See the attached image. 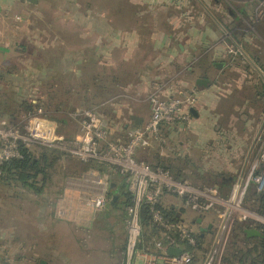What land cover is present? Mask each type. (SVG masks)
<instances>
[{"label": "rangeland", "instance_id": "1", "mask_svg": "<svg viewBox=\"0 0 264 264\" xmlns=\"http://www.w3.org/2000/svg\"><path fill=\"white\" fill-rule=\"evenodd\" d=\"M149 1L151 0H51L45 6L35 8L27 17L30 21L28 28L18 29L19 26H23V23H19L18 26L16 24L15 29L20 32L0 38L7 43L6 52L0 51V73L10 72L6 78H0V98L11 99L15 97L16 91L18 95L20 93L22 95L28 90V99L31 102L36 101V105L43 108L45 116L57 123L60 133L67 139H74L81 134L80 118L85 110L97 108L105 126L110 128L109 140H116L123 138L119 137V134L124 133L129 137L135 130H138L135 128L137 126V123L134 122L135 119L131 117L133 114L129 111L133 105L140 106L138 113L144 120L143 123L146 124L150 120L152 115L150 97L152 95L166 99L163 91L168 90V94L174 95L172 98H179L183 93L196 91L197 96L194 104L196 106L198 104V89L195 81L198 77L208 75L217 85L222 84L223 77L217 75L218 70L214 66V51L219 47H226L229 54L236 51L232 41L236 38L229 29L225 32L222 31L216 42L207 39L200 41L197 34L194 33V37L191 39L181 41L187 54H183L176 47L174 55H157L156 59L151 60L148 63L152 66L150 70L152 79L150 80H156V84L164 85L162 90H156V84L152 88L150 86L136 88L135 74L145 68V60H142V56H138L139 59L131 65L134 68L132 72L135 77L132 75L131 90L122 89V91H126L125 94L115 92L111 82L118 80L123 73V68L129 67L128 64L125 66L118 61L113 67L114 69L103 68L99 64L101 60L98 62L99 58L96 57L94 62L88 60L89 62L83 65L84 69L81 72H71L70 70L74 65L76 52H85L96 45V39H92L87 34L88 30L84 20L86 15L109 16L113 20L114 27L121 26L136 30L153 29L155 27L153 17L158 15V22H162L168 17L176 19L178 25L174 24V28L183 31L192 27L197 29L201 18L205 20L206 24L218 17L214 8L215 0H183L182 4L178 3L177 5L180 10L174 12L173 16H168L169 11L163 7L164 1L166 4L168 0H157L158 4L153 7L151 12L149 3H147ZM171 1L169 0V2ZM224 1L233 3V0H219L223 7L220 12L228 15V11L234 9L229 5L226 6ZM202 3L204 7L201 5ZM232 6L234 5L232 4ZM159 9L164 11L160 12ZM149 16L152 17V20L148 18ZM123 18L124 21L120 23V19ZM158 22L156 27L162 28ZM163 25L165 24L163 23ZM166 26L161 29L162 32L171 33V30H167ZM94 27V31L104 28L101 23L95 24ZM255 28L257 27L252 24L249 27L248 25L242 27L246 31L245 33L249 31L247 34H252V29ZM9 41L12 44H9ZM238 44L243 48L246 47L240 41ZM238 54L240 53L238 52ZM228 55L225 56L227 64L231 61L237 62L234 58L230 61L229 56L231 55ZM153 57L155 58V56L151 58ZM155 60H159V63L162 60V63L156 62V65L153 66ZM208 66L211 67L204 72ZM52 70L54 73H50ZM41 71L44 75L38 77ZM226 74L228 76V73ZM102 84H104L103 87ZM17 86H24V88L19 87V89ZM253 92L250 88L246 91L250 98H252ZM118 96H121L120 103L116 101L117 103L113 105L114 102H109ZM221 100L219 99L216 105L210 102V111L203 115L200 121L191 116L188 121H177L164 125L160 131V137L164 142L151 137L149 139L151 146L137 154L139 161L150 166L155 164V159L159 156L172 166L170 170L185 174L186 179L197 188L217 190L221 199L233 201L230 204L231 208L215 206L212 210L200 214L193 211L187 202L178 196L174 194L164 196L162 200L164 206L176 207L179 219L185 220L196 235L201 234V226L213 225L212 229L204 234L203 243L200 244L201 247L199 246L201 249L195 250L194 264H226L224 258H227L230 252L236 251L233 250L234 241L238 240L237 245L239 248H243L244 242L239 230L240 226H249L259 230L264 227V215L261 213L262 202L257 200V196L264 193V188L261 189L249 182L240 203L241 209L238 208L239 201L236 202L233 198L235 187L240 185L238 184L239 179L243 178L244 182L249 179L253 165L249 162L245 166L244 161L246 155L249 154L255 136L248 137L244 134V136H240L241 139H244L241 141L243 144L241 152H236L229 147L235 146L237 142L233 136L229 137L231 128L234 126L238 133H243V127L240 122L236 123L231 119L230 115L234 113L235 106L230 105L229 102L225 105ZM251 105L249 107H253ZM214 108H216L215 112ZM107 110L110 114L103 115L102 113L108 112ZM134 110L135 107L132 108V111ZM22 112L17 111V116H22ZM113 113H116V116ZM219 130H225L224 132L228 134L227 136L222 135L225 142L220 145L218 142L212 141L214 139L212 132ZM128 137L123 140L126 142ZM262 137L264 138V135ZM258 146L251 150L249 157L251 162L260 158L263 153L262 151L257 156L260 153ZM44 147L46 146H37L32 149L31 153L35 159L41 158ZM56 156L58 158L47 169L46 175L42 174L38 178L39 186H43V191L40 194L23 187L19 182L6 183L0 180V219H5L7 213L9 216L14 215V220L18 219L17 227L20 229L22 210L29 209L30 214H34L35 222L41 212L42 219H44L42 227H45L47 222L51 221L49 219L53 209L59 207L64 214L59 216L62 220L57 222L59 224L57 230L62 234L61 248L66 250V258L74 259L77 264H128L126 252L122 249L124 238H126V228L124 225V230L122 229L123 226L119 225L117 218L124 212L114 211L110 205H107L102 211L91 210L86 208L80 200L82 189L76 186L78 181H82L90 169L97 168L93 166L92 162L85 164L73 160L60 150ZM236 161L239 162V165L235 163ZM222 176L226 178L232 176L235 179L227 197L217 187ZM251 189H255L257 194L254 195ZM112 192L114 193L115 190ZM111 202L110 198L109 203L111 204ZM227 210L232 211L228 217L230 234L223 236L221 229L224 219L220 216L224 215ZM76 212H80V215L77 216ZM106 214L112 215L108 221L103 218ZM202 216H204V222L199 225L196 221ZM35 222H33V226L36 227ZM1 223L3 225L0 224V228L5 225V222ZM3 233L6 232L3 231ZM46 233V231L42 232L43 235ZM34 235H37V232H34ZM219 235L222 236L219 238ZM41 249L42 253L40 254L44 255L48 264H58L59 259H63V255H60L62 253L54 254V249ZM20 253L21 247L1 245L0 264H24L25 261L16 260ZM53 255H57L59 259Z\"/></svg>", "mask_w": 264, "mask_h": 264}, {"label": "crops", "instance_id": "2", "mask_svg": "<svg viewBox=\"0 0 264 264\" xmlns=\"http://www.w3.org/2000/svg\"><path fill=\"white\" fill-rule=\"evenodd\" d=\"M50 1L51 0H39L38 3L35 4L28 2V0H0V38L3 36L5 38V36L12 34L15 35L17 32H20L15 29L19 23H23V26H19L18 29L28 28L30 21L27 17L30 16V12L42 5L45 6ZM182 1L183 0H172L169 2L168 0L166 1V4L164 1L163 7L169 11L167 15L173 16L174 12H178L180 9L177 5L178 3L182 4ZM224 2H226V6L229 5L234 9L233 11H228V15H225L222 11L220 12L221 8H223L222 3L220 4L219 0H215L214 8L218 13V17L206 22V24L205 20L201 18L199 19L200 23L198 22L197 29L192 27L188 30L184 29V31L182 29L174 28L175 25H178L176 19L168 17L167 19H163L162 22H158V15L153 17L155 27L149 30H136L134 28L131 29L121 26L114 27L112 25L113 20L109 16L102 15L93 17L86 15L84 20L86 22V29L88 30L87 34H89L92 39H96V45L85 52H76L74 56L75 60L73 61L74 65L70 68V70L71 72H81V70L84 69L82 68L83 65L88 63V60L94 62V58L96 57L99 58L97 61L101 60V62L98 61L99 64L102 65L103 68L107 67L108 69H114L113 67L119 61L122 64H125V66L128 64L129 67L123 68V73L118 80H113L111 82L115 92L118 94H125L126 91H122V89L127 91L131 90L132 87L130 86L132 85V75L133 77L136 75V88H139V86L143 88L150 86L152 88L157 82L156 80H150L152 79L150 74L152 66L148 63H150L151 60L156 59L157 55L172 56L175 54L176 47H178L183 54H187V51H184V47L182 45L183 43L181 41L191 39V37H194V33L197 34L200 41H206L207 39L216 42L220 38V33L222 31L225 32L228 29L231 30V33H233L236 38L235 40L232 39L235 44L236 51L233 52V54H229L226 47H219L214 51V66L218 70L217 75L219 77H223L222 84L217 85V83L213 82L208 75H203L197 79H207L211 82V84L204 87H198L196 85V79L195 85L198 89V104L193 108L196 109L198 116L196 117L193 114H191V116L195 120L200 121L203 115L210 111V102L216 105L219 99H222L221 101L225 105L229 102L230 105L235 106L234 113L230 116L236 123L240 122L242 124L243 133H238L234 126L233 128L230 127L231 133L229 137L233 136L237 142L235 143V146L229 147L236 152H241L243 150V144H241V141L244 139H241L240 136L244 134L245 136L252 137V135H254L255 137L252 140L249 154L246 155L244 161L245 166L249 162L254 166L257 163H260L264 153V138L262 137V135H264V0H233V3H229L228 1ZM147 3H149L150 12L153 7H156L158 4L157 0L154 2L151 0ZM186 3L188 5V2ZM232 4L234 6H232ZM201 5L204 7L203 3ZM158 11L162 12L164 10L159 9ZM163 14L165 13L163 12ZM148 18L152 20L151 16ZM123 21L124 18L120 19V23ZM157 22L161 24L162 28H165L167 24L166 28H168L167 30H171V33L162 32V28L156 27ZM99 23H101L105 29L103 28L99 31H94L95 24L97 25ZM163 23L165 25H163ZM251 24L257 28L252 29V34H247L249 31L245 33L246 31L243 30L242 27L247 25L249 27ZM237 37L239 38L237 39ZM239 41L241 44L244 43L246 47L243 48L242 45L238 44ZM200 43L202 44V42H199V44ZM9 44H12V42L9 41ZM6 47V41L0 39V51L6 52ZM192 51H195V49H192ZM238 52L240 54H238ZM226 54L231 55H228L230 57V61L235 59L237 62L234 63L231 61L232 63L230 62L227 64L225 62L227 61V59L225 60ZM138 56H142V60H145V68L144 70L138 71V74L134 75L132 72L134 68H132L131 65L139 59ZM152 56H155V58H151ZM161 61L162 60H160L159 63V60H155L153 66L156 65V62L161 64ZM210 67H206L204 72H206V70ZM226 73H228V76ZM129 81L130 83H128ZM103 85L104 84H102V87ZM156 86V90H162L164 85L159 83L156 84ZM106 88L108 87L106 86ZM249 88L251 91H254L252 98H250L249 94L246 93ZM163 94L166 95V99L174 97L173 94H168V90L163 91ZM121 96L111 99L109 102H114L113 105L117 103L116 101L120 103L121 101L119 99ZM252 103L254 105H251ZM250 105L253 107H249ZM134 107L135 110L132 111V108ZM138 107L140 106L133 105L129 108V111L133 114L131 117L135 119L134 122L137 123L135 128L140 129L145 123H143L144 120L138 113ZM214 109L213 110L215 112L216 108ZM107 111L108 112L104 111L102 114H110L109 110ZM113 115L116 116V113H113ZM216 117L217 115L215 118ZM224 131L225 130L212 132L214 135V139L212 141L218 142L219 145L223 144L225 142V138H222V135H228ZM119 137L126 138L128 135L122 133L121 135L119 134ZM218 144L216 143V145ZM257 145H259L258 147L260 148V153L257 156H259L262 151L263 153L260 158L251 162V158L249 159L251 150L256 148ZM235 163L239 165L238 161ZM222 177H220L219 182L232 184L230 188L222 190L223 194H228L233 187L235 179L232 176L228 178ZM235 188V190L233 189L234 192L237 190L238 186ZM251 192L254 194V192L257 191L255 189H251ZM79 213L80 212H76L75 214L78 216L80 215ZM62 214H64L62 209L55 207L49 219L51 221H48L49 223L47 222L48 226L46 225L45 227H42L44 219H42L41 212H39L35 222L33 219L34 214L31 215L29 209L25 211L22 210L21 228L18 229V219L15 221L14 215L9 216L7 213L5 219H0L1 226L3 225L1 222H5V225L0 228V246L21 247V253L18 254L16 260L20 259L21 261H25L24 264H48V260L44 258V255L40 254L42 253L41 248H45L46 250L54 249V254H56V252L62 253L60 255H63V259H59L57 255H53L59 259L60 264H77L74 259L69 257L66 258V250L61 248L62 234L57 230L59 227L57 222L59 223V220H62L61 217H59ZM106 215L107 221L112 218L111 214ZM33 222H35L36 227L33 226ZM122 229L124 230V228ZM3 231L6 233H3ZM45 231L47 233L44 235L47 236L42 234V232ZM34 232H37V235H34ZM125 239L126 238H124V240ZM130 263L128 262V264ZM140 263V261H137L136 263L132 262V264Z\"/></svg>", "mask_w": 264, "mask_h": 264}, {"label": "built area", "instance_id": "3", "mask_svg": "<svg viewBox=\"0 0 264 264\" xmlns=\"http://www.w3.org/2000/svg\"><path fill=\"white\" fill-rule=\"evenodd\" d=\"M197 92L183 93L179 98L163 99L156 95L150 97L152 115L140 129L135 130L128 140L120 138L109 140V127L105 126L97 108L85 110L81 114V134L74 139H67L60 133L57 123L44 114L41 106L15 119L0 121V174L4 164L10 160L23 159L37 146L52 147L63 151L69 158L80 163L96 162L104 166L101 172L90 169L78 188L82 189L81 202L91 210L102 211L108 205L112 185L119 173L128 185L132 195V204L125 210L126 256L128 262L140 261V264H193L195 249L198 247L197 235L185 220L166 219L159 210V205L166 194H174L185 200L196 213L203 214L215 206L231 208L233 201L221 199L217 190L200 189L188 179L180 180L172 173L153 168L139 161L137 154L141 149L150 147L149 139L164 142L160 131L164 125L177 121H188L190 109L196 102ZM37 104L36 101H33ZM249 182L264 188V153L262 160L253 166L249 179L241 178L233 198L239 201L238 208ZM236 204V203H235ZM150 208L154 223L160 227V238L143 242L141 209ZM233 209V208H232ZM235 210V209H234ZM237 211V210H236ZM226 212V211H225ZM227 210L220 218L224 219L222 235L230 234L229 214ZM229 224V225H228ZM219 235V238L220 236ZM170 247L181 248V254L171 256ZM193 248L194 251L186 248Z\"/></svg>", "mask_w": 264, "mask_h": 264}, {"label": "trees", "instance_id": "4", "mask_svg": "<svg viewBox=\"0 0 264 264\" xmlns=\"http://www.w3.org/2000/svg\"><path fill=\"white\" fill-rule=\"evenodd\" d=\"M49 71V70H48ZM48 71L46 72L48 74ZM8 73H0V78L4 79L7 77ZM50 73H54L53 70ZM44 74L41 71V74H38V77H42ZM53 75V74H51ZM18 88L24 86H17ZM19 88V89H20ZM26 88V87H25ZM17 89V88H16ZM20 93V92H19ZM24 94L21 95V93L18 95L17 91L14 93L15 99H1L0 98V121L1 120H10L14 121L19 116H17V111H23L22 115L28 112H33L36 107L40 105H36L31 102V100L28 99L27 93L28 90L23 92ZM17 106L16 108L13 107ZM110 129V128H109ZM114 136L115 133H114ZM118 139V138H117ZM123 140V138H121ZM128 140V139H126ZM124 141V140H123ZM143 150V149H141ZM140 150V151H141ZM59 153V150L52 148V147H44L41 152V158L35 159L32 155V153H27L24 155L23 159H14L6 162L2 168V173L0 174V180L6 183H10L12 181L19 182L22 184L23 187L31 190L34 193L40 194L43 191V186H39L38 178L43 174L46 175L47 169L52 166L54 161L58 158L56 154ZM64 153V152H63ZM139 153V152H138ZM65 154V153H64ZM67 156V155H66ZM42 159V160H41ZM93 166L95 168H98L101 172L105 170L104 166L100 165L99 163L92 162ZM153 168H162L170 173H172L176 178L183 180L186 178L185 174L182 173H176L170 168L172 167L169 165L164 159L160 158L159 156L155 159V164L152 166ZM232 184L219 182L217 184V187L220 191L224 190L225 188H230ZM115 190L113 195H118L119 200L116 202L115 205H110L114 211H121L124 212L117 216L118 223L122 225L124 228L125 225V210L128 206L132 204V195L129 192L128 185L125 182V178H123L119 173L116 176V187L113 189ZM112 190V191H113ZM257 192H254V195H256ZM227 197L228 194H225ZM111 197V199H112ZM257 200L262 202V210L261 213L264 215V193L257 196ZM160 212L164 215L166 219L172 220V221H179V212L176 211V207L173 206H164V204L159 205ZM107 215L103 216L105 219ZM141 223L143 226L144 234H143V242L148 243L150 242L154 237L160 238V227L157 226L153 221V215L149 207L143 206L141 209ZM249 226H240L239 230L240 233L243 236V248H239L238 240L233 242V250L229 253V256L225 259L226 264H264V238L261 237H247L245 234V229H247ZM264 233V227H261L260 229ZM204 238L201 236V234L197 235V241H198V247L196 249H201L200 244L203 243ZM126 239L123 242L122 249L126 252ZM200 246V247H199ZM187 250L194 251L193 248H186ZM195 249V250H196ZM195 261V256L193 260V264Z\"/></svg>", "mask_w": 264, "mask_h": 264}, {"label": "water", "instance_id": "5", "mask_svg": "<svg viewBox=\"0 0 264 264\" xmlns=\"http://www.w3.org/2000/svg\"><path fill=\"white\" fill-rule=\"evenodd\" d=\"M38 1H39V0H28V2L35 3V4H37ZM210 84H211V82H210L209 80H207V79H204V78H199V79H197V81H196V85H197L198 87H204V86H207V85H210ZM190 112H191V114H193L194 116H196V117L198 116L197 111H196L195 108H191V109H190ZM112 187L115 188V187H116V183H114V184L112 185ZM117 199H118V195H114L113 198H112V202H111V204H112V205H115L116 202H117ZM203 220H204V216L198 218L196 222H197L199 225H201V224L204 222ZM212 227H213V225H211V224L208 225L207 227H203V226H201V227H200V233H201V236L203 237L204 234H205L206 232H209L210 229H212ZM244 232H245V234L247 235V237H249V238H251V237H261V238H264V233H263L262 231H260L259 229H257V228L250 227V228L245 229ZM182 251H183V250H182L181 248H175V247H170V248L168 249V253H169L171 256L179 255V254L182 253ZM42 263H43V262H42ZM43 264H44V263H43Z\"/></svg>", "mask_w": 264, "mask_h": 264}]
</instances>
